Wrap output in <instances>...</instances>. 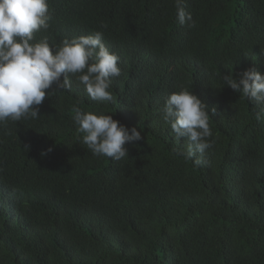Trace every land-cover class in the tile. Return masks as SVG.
<instances>
[{"label": "trees", "instance_id": "1", "mask_svg": "<svg viewBox=\"0 0 264 264\" xmlns=\"http://www.w3.org/2000/svg\"><path fill=\"white\" fill-rule=\"evenodd\" d=\"M48 7L50 27L34 42L103 31L121 75L112 101L90 100L70 77L72 90L54 83L38 118L0 126V264H264V105L222 79L264 75V0H185L191 27L176 20L174 0ZM181 89L216 109L198 167L176 155L188 141L158 111ZM75 104L137 127L142 140L119 161L94 156Z\"/></svg>", "mask_w": 264, "mask_h": 264}, {"label": "clouds", "instance_id": "2", "mask_svg": "<svg viewBox=\"0 0 264 264\" xmlns=\"http://www.w3.org/2000/svg\"><path fill=\"white\" fill-rule=\"evenodd\" d=\"M174 7L180 25L194 26L185 0H174ZM50 20L48 0H0V126L38 118L39 106L54 94L48 91L54 83L62 92L72 90L70 77L83 86L90 100L113 99L111 78L119 77L121 69L119 57L103 43V31L64 39L59 46L50 45L47 38L34 42V34L47 31ZM222 79L224 86L250 103L264 105V75L255 69L245 70L238 79L231 72ZM158 111L175 140L188 141L185 147L176 149V155L196 167L205 163L204 154L214 144L210 113L216 114V109L207 108L192 91L181 89L169 94ZM71 112L77 132L82 133V143L94 156L119 161L128 157L126 143L142 140L137 127L127 128L112 115L82 111L78 104ZM51 151L48 148L41 155Z\"/></svg>", "mask_w": 264, "mask_h": 264}]
</instances>
